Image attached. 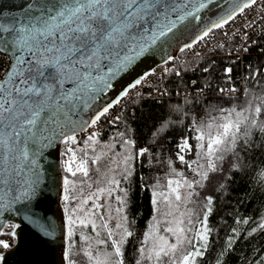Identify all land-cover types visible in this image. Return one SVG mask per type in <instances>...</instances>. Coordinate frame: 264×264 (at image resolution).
I'll use <instances>...</instances> for the list:
<instances>
[{"label":"snow or ice","instance_id":"snow-or-ice-1","mask_svg":"<svg viewBox=\"0 0 264 264\" xmlns=\"http://www.w3.org/2000/svg\"><path fill=\"white\" fill-rule=\"evenodd\" d=\"M213 6H220L217 0H23L18 6L0 0V217H22L7 233L0 231V264H6L7 252L16 246L17 230L24 223L33 226L43 243L56 238V228L36 209L47 191L42 160L47 149L60 144L65 146L63 171L67 173L61 185L69 240L62 253L65 264H77L71 255L77 229L82 242L77 254L84 264H203L212 244L209 218L214 198L206 195L197 204V189L223 171L225 153L254 148L257 141L264 150V139H260L264 137V96L252 97L246 91L234 105L230 94L239 92L234 69L224 67L223 78L229 86H217L215 92L218 100L227 98L228 107L213 105L204 115L188 118L189 134L177 143L174 157L162 161L153 147L159 139L152 140L153 146H137L130 123L135 111L127 113L137 97L144 99L142 91L130 93L155 71L111 94L141 60L159 54L165 64L172 65L176 57L170 50L182 38L190 37L176 50H191L238 16L247 19L249 10L259 9L243 25L242 44L227 52L228 57H236L235 64L240 51L247 53L256 43L249 44L247 36L264 22V0H233L222 15L204 23ZM17 7L18 11L12 10ZM217 48L224 45L209 52ZM201 63L203 67L200 63L191 68L168 67L163 75L183 79L184 72L203 73L206 82L197 87L198 81L192 79L190 86L197 96L207 95L213 89L208 77L216 61ZM262 76L264 71L255 70L245 79L259 85ZM155 91L170 95L166 87ZM175 95L187 99L191 93ZM202 103L207 106L211 100ZM148 157L166 164V171L164 177L141 188L150 192L151 208L148 223L137 236L132 227L135 217L128 215L129 182L136 164ZM229 163L239 169L238 164ZM258 227L264 231V223ZM233 235L223 249L229 255L236 243ZM130 242L132 257L127 252ZM253 264H264V259L257 258Z\"/></svg>","mask_w":264,"mask_h":264},{"label":"trees","instance_id":"trees-1","mask_svg":"<svg viewBox=\"0 0 264 264\" xmlns=\"http://www.w3.org/2000/svg\"><path fill=\"white\" fill-rule=\"evenodd\" d=\"M261 47H264V39L260 42ZM256 47L254 50H257ZM258 51V50H257ZM203 62L209 60L216 61L215 71L212 76L208 77L212 83H221L228 85L223 78L222 69L231 66L234 69L233 81L236 84V76L241 70V65L238 61L232 63L233 58L221 56L217 58H192L181 64V66L191 68L197 63L201 67ZM251 65V69H249ZM247 74L251 71H264V53H254L253 56L247 57V62L244 66ZM183 79L174 76L170 77V86L186 87L191 79H196L198 85L206 82L205 74L191 71L182 73ZM259 85H255L252 80H247V93L252 97L264 96V90L261 85H264V76L258 78ZM255 85V86H254ZM243 97H233V104H239ZM137 104H129L127 113L131 114L135 111L134 116H130V123L135 129V139L137 146H153L152 140L159 139V145L153 146L154 151L160 153L162 161L174 157L176 145L180 142L182 136L188 135L187 122L188 118L193 115L200 117L205 114L207 107L224 106L228 107L227 98L218 100L217 97L206 98H166V99H149L136 98ZM210 99L211 104L205 106L202 101ZM169 121L173 123H168ZM108 131H112L106 125ZM155 134V136H153ZM260 139H264L261 137ZM195 144V141H191ZM64 146V145H63ZM239 157V159H237ZM63 153V159H64ZM187 158V157H186ZM231 164H238L239 169H232ZM175 167L184 171V168L179 163ZM166 164L148 157L137 163L135 171L129 182L130 184V212L129 217L133 216V230L137 236H140L148 223L150 215V192L142 191V186H150L155 178L164 177ZM66 176L67 173L64 172ZM71 179V177H69ZM142 178V179H141ZM223 184L224 187H220ZM128 186V185H125ZM200 193V198L197 199V204L202 202V198L206 195H211L214 198L213 213L209 218L212 231V244L204 258L203 264H223L227 260V264H253L257 258L264 259V231L258 227L260 223H264V150L261 149L259 141L255 143V147H249L244 151L237 150L236 153H225L223 162V171H218L214 174L204 187L197 189ZM240 223H236V221ZM247 220L248 223H243ZM10 222L2 230L7 233L10 230ZM256 228V232L252 229ZM235 229L233 235L232 230ZM80 230H76V236L71 240V244L76 242L82 247V242L78 240ZM251 233V235H249ZM229 235H233L236 240L234 251L228 254L226 243ZM3 238L8 239L7 236ZM69 246V240H68ZM128 256L132 257L133 243L127 246ZM72 253V249H71ZM83 259L82 256H80Z\"/></svg>","mask_w":264,"mask_h":264},{"label":"water","instance_id":"water-1","mask_svg":"<svg viewBox=\"0 0 264 264\" xmlns=\"http://www.w3.org/2000/svg\"><path fill=\"white\" fill-rule=\"evenodd\" d=\"M23 0H3L5 5H20ZM219 7L213 6L204 17V23H208L210 19H216L223 14V10H227L233 3V0H217ZM18 11V7L12 9ZM190 37H184L180 40L179 45H183ZM174 45L170 50L171 55L177 57L181 52ZM165 63L159 54L154 57L150 56L141 60L136 66L135 71L123 76L117 83L114 92L118 93L121 88L125 87L136 77L153 71L158 65ZM45 183L46 196L39 203L36 211L42 217L47 219L56 228V238L43 243L33 228L27 223L22 224L18 229L17 244L14 248L8 250L6 255V264H65L62 253L68 248V238L66 236V219L67 214L64 211V202L61 195L62 178L65 176L63 171V145L53 146L47 149L42 160ZM20 215H8L0 217V222L4 224L3 229L10 222L16 224L21 223ZM3 229H0L2 231Z\"/></svg>","mask_w":264,"mask_h":264},{"label":"built area","instance_id":"built-area-1","mask_svg":"<svg viewBox=\"0 0 264 264\" xmlns=\"http://www.w3.org/2000/svg\"><path fill=\"white\" fill-rule=\"evenodd\" d=\"M259 9L256 10H249L247 13V19L244 17L238 16L236 18V21L229 25L226 26L225 29L223 30H216L209 38H207L206 41H202L200 43H197L195 47L191 50H187L185 52H181L176 59L173 61L172 65L168 64H160L158 65L153 71H155V75H150L148 78L143 82V84L140 86V88L133 90L130 93V96L135 95L136 91H142L144 93V98H149V99H166V98H183V95H175L177 91H181L184 93H191L187 98H206V97H217L215 88L217 86L219 87H227L229 85H223L221 83H212L213 84V89L211 91L207 92V95H199L197 96L195 89L190 86V83L186 87H176L172 88L170 86V77L171 73H169L167 76H164V72L168 67H176L179 68L181 64L185 63L189 59L192 58H217L221 56H227V52L229 50H234L236 49L239 45L242 44V39H241V33H243V25L247 23V20L253 19L257 13L259 12ZM240 29L239 32L236 30ZM227 31L229 33V36H224L223 32ZM264 39V22L258 23L254 28H251L248 32L247 40L248 43L251 44L253 40L256 41L254 45H252L249 48V51L247 53L240 51L239 53V58L236 60L240 63L241 65V70L239 74L236 76V84L234 86L239 90L238 93H232L230 94L232 97H240L241 93H245L247 91V80L245 79V76L248 75L246 72V69H244V66L247 62V57L253 56L254 53H264L261 52L260 49L264 48L259 46L260 42L263 41ZM223 44L224 48H217L214 52H209L210 48L215 47L216 45ZM207 45V46H206ZM256 47H258V51L254 50ZM195 52H200L201 56L197 57L194 55ZM236 59L235 56L229 57ZM192 80V79H191ZM199 85L197 84V87ZM167 88L170 95H165V96H160L155 89L156 88ZM149 93H151V96H149ZM139 98V97H137ZM126 102V101H125ZM114 112L119 111V106L113 110ZM106 127V126H105Z\"/></svg>","mask_w":264,"mask_h":264},{"label":"flooded vegetation","instance_id":"flooded-vegetation-1","mask_svg":"<svg viewBox=\"0 0 264 264\" xmlns=\"http://www.w3.org/2000/svg\"><path fill=\"white\" fill-rule=\"evenodd\" d=\"M73 245H75V247H72V258L77 261V264H84V259H81L80 255L77 254V248L81 246L76 242H74Z\"/></svg>","mask_w":264,"mask_h":264},{"label":"rangeland","instance_id":"rangeland-1","mask_svg":"<svg viewBox=\"0 0 264 264\" xmlns=\"http://www.w3.org/2000/svg\"><path fill=\"white\" fill-rule=\"evenodd\" d=\"M64 148H65V146H63V153H64ZM64 160H65V158L63 159V165H64Z\"/></svg>","mask_w":264,"mask_h":264}]
</instances>
